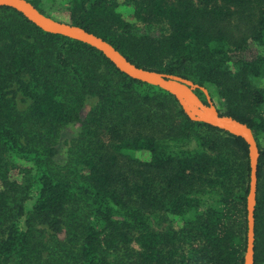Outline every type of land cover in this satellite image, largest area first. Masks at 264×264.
I'll return each mask as SVG.
<instances>
[{
    "label": "trees",
    "instance_id": "trees-1",
    "mask_svg": "<svg viewBox=\"0 0 264 264\" xmlns=\"http://www.w3.org/2000/svg\"><path fill=\"white\" fill-rule=\"evenodd\" d=\"M28 1L251 129L264 264V0ZM249 180L242 137L0 7V264H243Z\"/></svg>",
    "mask_w": 264,
    "mask_h": 264
},
{
    "label": "water",
    "instance_id": "water-1",
    "mask_svg": "<svg viewBox=\"0 0 264 264\" xmlns=\"http://www.w3.org/2000/svg\"><path fill=\"white\" fill-rule=\"evenodd\" d=\"M2 6L10 7L18 11L31 23L46 32L63 35L89 44L99 50L114 64L118 70L125 73L129 77L158 86L174 95L185 113L192 120L211 124L231 134L240 136L246 141L249 149L250 180L246 203L247 232L243 264H253L255 224L254 209L256 203V173L259 151L251 129L246 124L241 123L232 117L222 115L217 110L207 90L188 79L138 67L127 60L125 56H123L118 50L101 37L88 32L79 26L53 19L41 13L28 0H0V7ZM197 88H200L204 92L206 96V103H204L195 93Z\"/></svg>",
    "mask_w": 264,
    "mask_h": 264
},
{
    "label": "rangeland",
    "instance_id": "rangeland-1",
    "mask_svg": "<svg viewBox=\"0 0 264 264\" xmlns=\"http://www.w3.org/2000/svg\"><path fill=\"white\" fill-rule=\"evenodd\" d=\"M123 1V0H120ZM45 10L49 13H54V14H61L63 12L58 11V8H60L61 6L58 3H55L54 5H51L50 3H48V1L45 0ZM119 11L122 12V14L124 15V17L128 18L129 14L131 12V8L125 5H121L119 8ZM262 85H264V80ZM73 127L69 126L68 129L66 130V137H69L71 135L74 134V131H72Z\"/></svg>",
    "mask_w": 264,
    "mask_h": 264
}]
</instances>
